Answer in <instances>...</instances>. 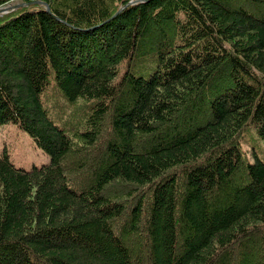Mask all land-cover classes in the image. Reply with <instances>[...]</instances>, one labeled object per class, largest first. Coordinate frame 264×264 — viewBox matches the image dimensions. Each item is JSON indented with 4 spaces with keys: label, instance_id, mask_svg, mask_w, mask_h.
<instances>
[{
    "label": "trees",
    "instance_id": "obj_1",
    "mask_svg": "<svg viewBox=\"0 0 264 264\" xmlns=\"http://www.w3.org/2000/svg\"><path fill=\"white\" fill-rule=\"evenodd\" d=\"M21 4L0 127L49 159L0 155V264H264V0ZM47 87L81 106V146Z\"/></svg>",
    "mask_w": 264,
    "mask_h": 264
},
{
    "label": "rangeland",
    "instance_id": "obj_2",
    "mask_svg": "<svg viewBox=\"0 0 264 264\" xmlns=\"http://www.w3.org/2000/svg\"><path fill=\"white\" fill-rule=\"evenodd\" d=\"M22 0H15L13 4H19ZM11 3H7L3 6H0L1 14H5L8 11V8H12ZM13 9V8H12ZM144 68V67H143ZM50 90H45V95H49ZM45 96V100L50 103V105L55 108V112L57 113V119L64 124V126H72L73 133L72 141L73 146H81L82 143L80 139L76 136V130L79 128V123L81 118L79 119L82 110L79 104L68 106L60 99H56L54 97ZM56 102V103H53ZM248 133V132H247ZM253 136L250 133L249 136L245 137L243 140L241 139V150L244 153V156L247 158H251V150L252 149V141ZM251 143V147H250ZM258 144V143H257ZM259 145V144H258ZM260 147V146H259ZM256 148V147H255ZM258 153V151H256ZM6 154L10 161L16 167H21L24 169H29L33 166H39L40 164L46 163L48 161V157L44 154L39 148H37L31 138L22 130H20L16 125L8 122L3 124L0 127V155ZM246 154V155H245ZM73 156V157H72ZM68 155V158L72 160L74 155ZM69 168L72 170L73 168L69 165ZM67 176L70 181H74L76 177H74L73 173L71 174L69 170H66ZM82 179V178H81ZM83 180V179H82ZM77 186V184H74ZM133 196L127 197L126 199L129 200L131 203L135 202V194L132 193ZM130 243H135L133 240H130Z\"/></svg>",
    "mask_w": 264,
    "mask_h": 264
},
{
    "label": "bare ground",
    "instance_id": "obj_3",
    "mask_svg": "<svg viewBox=\"0 0 264 264\" xmlns=\"http://www.w3.org/2000/svg\"><path fill=\"white\" fill-rule=\"evenodd\" d=\"M21 5H23V4H21V3H19V4H15V5H13V7L12 8H16V7H18V6H21Z\"/></svg>",
    "mask_w": 264,
    "mask_h": 264
},
{
    "label": "water",
    "instance_id": "obj_4",
    "mask_svg": "<svg viewBox=\"0 0 264 264\" xmlns=\"http://www.w3.org/2000/svg\"><path fill=\"white\" fill-rule=\"evenodd\" d=\"M130 4V3H129ZM2 10H0V12H1ZM47 11H48V9H47ZM120 11V10H119Z\"/></svg>",
    "mask_w": 264,
    "mask_h": 264
}]
</instances>
